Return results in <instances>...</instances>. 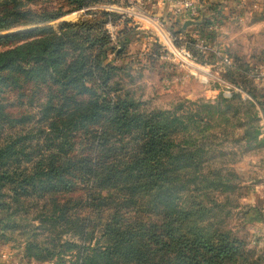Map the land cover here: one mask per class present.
Returning a JSON list of instances; mask_svg holds the SVG:
<instances>
[{
	"label": "trees",
	"instance_id": "16d2710c",
	"mask_svg": "<svg viewBox=\"0 0 264 264\" xmlns=\"http://www.w3.org/2000/svg\"><path fill=\"white\" fill-rule=\"evenodd\" d=\"M109 2L0 0V240L16 233L36 262L264 264L225 228L242 208L228 165L264 145L253 104L235 93L171 111L111 86L108 52L130 33L114 51L107 11L49 24Z\"/></svg>",
	"mask_w": 264,
	"mask_h": 264
},
{
	"label": "rangeland",
	"instance_id": "374dc122",
	"mask_svg": "<svg viewBox=\"0 0 264 264\" xmlns=\"http://www.w3.org/2000/svg\"><path fill=\"white\" fill-rule=\"evenodd\" d=\"M94 11L111 14L105 29L112 50H121L122 33H130L119 58L108 52L107 62L121 68L111 86L121 85L137 101L171 111L180 104L187 106L185 110L192 102L214 103L239 94L253 104L259 118L258 140H264V109L248 92L264 103V0H110L70 11L49 24L57 29ZM187 22L193 23L185 26ZM228 68L237 69L230 79ZM232 145L224 142L223 150H233ZM231 159L225 157L227 163ZM228 167L238 181L229 196L233 205L242 208L232 210L225 228L247 242L252 256L264 257V145L246 150ZM216 196L223 202V195ZM245 207L260 209L262 222L245 223L252 218L243 217ZM0 241V264L63 263L56 258L49 262L24 258L25 241L16 233L9 232Z\"/></svg>",
	"mask_w": 264,
	"mask_h": 264
},
{
	"label": "water",
	"instance_id": "95a60500",
	"mask_svg": "<svg viewBox=\"0 0 264 264\" xmlns=\"http://www.w3.org/2000/svg\"><path fill=\"white\" fill-rule=\"evenodd\" d=\"M190 23H193V22H187V23L185 24V26H186L187 24H190Z\"/></svg>",
	"mask_w": 264,
	"mask_h": 264
}]
</instances>
